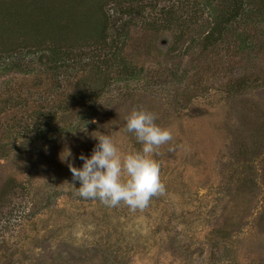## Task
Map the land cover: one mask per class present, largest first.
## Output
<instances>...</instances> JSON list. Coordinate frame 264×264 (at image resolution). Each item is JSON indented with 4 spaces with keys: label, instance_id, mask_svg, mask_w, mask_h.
Listing matches in <instances>:
<instances>
[{
    "label": "rangeland",
    "instance_id": "1",
    "mask_svg": "<svg viewBox=\"0 0 264 264\" xmlns=\"http://www.w3.org/2000/svg\"><path fill=\"white\" fill-rule=\"evenodd\" d=\"M101 1H69V25L35 39L0 21V50L46 34L70 51L0 58V264H264L261 2L211 42L220 0H104L99 43L104 16L84 12ZM134 107L173 134L155 156L166 192L135 212L80 197L62 161L82 167L93 134L141 150Z\"/></svg>",
    "mask_w": 264,
    "mask_h": 264
},
{
    "label": "clouds",
    "instance_id": "2",
    "mask_svg": "<svg viewBox=\"0 0 264 264\" xmlns=\"http://www.w3.org/2000/svg\"><path fill=\"white\" fill-rule=\"evenodd\" d=\"M126 130L135 134L142 149L122 153L108 134H93L98 141L91 156L80 155L84 162L77 167L62 156L72 173V185L84 199H98L108 207L121 203L133 212L143 211L154 196L164 195L166 186L155 159L158 149L173 139L170 129L162 127L155 113L142 107L133 108L124 117ZM79 182V187L75 186Z\"/></svg>",
    "mask_w": 264,
    "mask_h": 264
},
{
    "label": "trees",
    "instance_id": "3",
    "mask_svg": "<svg viewBox=\"0 0 264 264\" xmlns=\"http://www.w3.org/2000/svg\"><path fill=\"white\" fill-rule=\"evenodd\" d=\"M71 2L73 5L74 0H0V21L4 23V31L2 33H5V31H8L9 33L14 32L15 28L21 29L22 31L19 33V39H24L22 37L26 36V32H34V39L40 38V30H50V31H59V25H63L65 29L66 25H69L70 23V11L73 7L67 6L69 9L63 8L64 5H68V2ZM226 0H220L222 3L221 11L219 12V16L216 19V24L212 28V31L207 35V38L209 41L212 42L213 39L216 37L220 38L221 34L224 33V30L228 26L229 23H231L234 19H238L243 12V10L246 9V4L248 3L247 0H227L228 4L225 5ZM232 1V5L229 4ZM261 2V6L264 8V2L262 0H259ZM48 2L50 4H48ZM48 4V5H47ZM104 0L101 1L98 5V10L92 9L91 12L85 11L84 13L89 14V18L92 19L93 16L96 17V15L103 14L104 18L101 19L102 23L99 22V26L96 28V32L94 35L98 36L99 43H104L106 41V33L108 31L109 26V20L110 16L108 15V12L105 10ZM74 6V5H73ZM75 7V6H74ZM73 11V10H72ZM38 13H46L43 15H40L36 18V20L28 22V19ZM44 23H50L49 29H46V25H42ZM56 23V24H55ZM62 23V24H61ZM27 26H26V25ZM55 25V26H54ZM62 29V30H63ZM215 31L218 33L217 36H214ZM53 33V32H52ZM3 35V34H2ZM1 36V35H0ZM77 38L76 40L80 39ZM52 36H47L46 34H42V40L38 39L35 40L32 43H26L27 46L32 48L35 51H39L40 49L42 51H48L51 53V55L55 58V61H57L58 57H62V54H68L70 53L69 49L63 44H59V41L57 43H54L51 41ZM26 45L17 44L16 47H7L0 50V58L3 57H10L14 53L22 50H27L28 47ZM2 54V55H1ZM57 57V58H56ZM126 67V66H125ZM90 83H94L96 86L97 80H90ZM92 91L91 89H85L82 91L84 94L87 91Z\"/></svg>",
    "mask_w": 264,
    "mask_h": 264
}]
</instances>
